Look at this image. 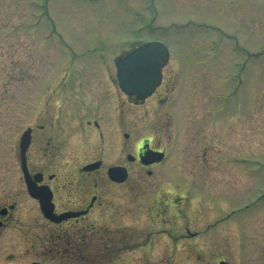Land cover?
<instances>
[{
	"label": "rangeland",
	"instance_id": "1",
	"mask_svg": "<svg viewBox=\"0 0 264 264\" xmlns=\"http://www.w3.org/2000/svg\"><path fill=\"white\" fill-rule=\"evenodd\" d=\"M151 38L171 51L167 78L201 96L202 124L204 107L213 106V240L186 248L231 264H264V0H0V195L20 187V135L68 64L97 56L93 47L110 55ZM163 177L154 188L165 185ZM20 219L22 228L26 216ZM20 228L1 230L0 264H52L38 255L49 242L20 238ZM171 239L164 264H209L176 255Z\"/></svg>",
	"mask_w": 264,
	"mask_h": 264
},
{
	"label": "flooded vegetation",
	"instance_id": "2",
	"mask_svg": "<svg viewBox=\"0 0 264 264\" xmlns=\"http://www.w3.org/2000/svg\"><path fill=\"white\" fill-rule=\"evenodd\" d=\"M93 48L97 56L70 63L25 127L27 177L38 197L20 166V187L0 195V232L26 216L20 238L49 242L38 255L52 264H164L171 238L176 255L218 264L225 258L186 248L213 240V106L204 107L202 124L201 96L167 78V65L149 97L126 94L112 74L123 52ZM163 175L165 185L154 188Z\"/></svg>",
	"mask_w": 264,
	"mask_h": 264
},
{
	"label": "water",
	"instance_id": "3",
	"mask_svg": "<svg viewBox=\"0 0 264 264\" xmlns=\"http://www.w3.org/2000/svg\"><path fill=\"white\" fill-rule=\"evenodd\" d=\"M168 51L159 41L149 42L144 46L131 50L117 58V79L121 89L128 94L145 98L151 94L161 79V67L165 64ZM30 138V130H25L19 141L21 164L25 169L24 152ZM31 195L38 196L34 188L28 184ZM219 264H229L221 261Z\"/></svg>",
	"mask_w": 264,
	"mask_h": 264
}]
</instances>
